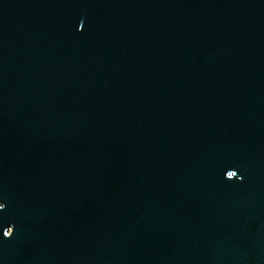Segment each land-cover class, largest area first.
<instances>
[{"label":"water","instance_id":"1","mask_svg":"<svg viewBox=\"0 0 264 264\" xmlns=\"http://www.w3.org/2000/svg\"><path fill=\"white\" fill-rule=\"evenodd\" d=\"M0 201V264H264V0H0Z\"/></svg>","mask_w":264,"mask_h":264},{"label":"snow or ice","instance_id":"2","mask_svg":"<svg viewBox=\"0 0 264 264\" xmlns=\"http://www.w3.org/2000/svg\"><path fill=\"white\" fill-rule=\"evenodd\" d=\"M80 27H81V29L83 28V22L80 23ZM229 176L231 178H234L237 176V172L236 171H229ZM5 207H6L5 203L3 201H0V208L4 209ZM3 235L7 236V233H3Z\"/></svg>","mask_w":264,"mask_h":264}]
</instances>
